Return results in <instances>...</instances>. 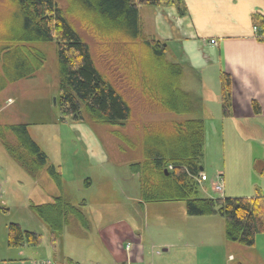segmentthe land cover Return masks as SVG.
Instances as JSON below:
<instances>
[{
	"label": "rangeland",
	"instance_id": "rangeland-1",
	"mask_svg": "<svg viewBox=\"0 0 264 264\" xmlns=\"http://www.w3.org/2000/svg\"><path fill=\"white\" fill-rule=\"evenodd\" d=\"M146 11L147 14L151 13L150 9ZM13 12V8L6 5L5 0H0V40L5 32L6 22L10 20ZM140 24L145 35H153L148 32L153 26L151 15L141 18ZM86 40L90 44L93 43L89 37H86ZM149 46L151 45L143 40L132 42L126 46L122 53L123 57L119 60L94 56L99 69L106 73L108 80L131 105V118L122 125L87 126L84 123L70 122L68 119L63 122L58 120L61 113L58 106L53 104V97L57 95L53 41L42 43L47 52V60L33 77L18 80L0 90V124L28 125L31 138L47 154L48 160L54 166L60 167L63 193L73 203L81 204L84 212L88 214L91 224L85 237L71 234L70 232L79 231L77 226H73L64 228L63 235L58 240L57 250L76 264H115L98 230L102 225V215L104 218L111 217L106 220L108 221L106 224L112 222L113 218L117 219L118 212L113 210L112 206L119 203L118 201L136 204L137 223L148 227L144 230L148 236V240L144 242L145 257L156 256L158 257L156 261L160 260L159 263L199 264L205 261V256L197 259L199 251L184 247L183 243L190 242L189 239L195 240L196 233L199 231V234H202L206 227L211 231L210 243L212 241L222 243L224 236L221 221L215 219L219 223L207 221L205 225H189L183 218L184 201H165L161 202L160 209H153L151 207L153 205L147 209L141 208L133 200L135 194L131 187L136 186L138 181L135 174L129 171L128 164L143 158L142 136L151 128L168 126L176 119L203 117L204 141L200 167L208 177L203 185L208 188L209 181L216 182L219 174L225 176L222 192L216 191L212 194L209 191L205 192L203 186L199 184L200 196L221 197L223 191H226L225 187L227 191L232 188L230 191L233 193H246L251 190L250 186L254 189L253 183L264 185V173L253 174L247 170L244 157L233 161L227 156L230 125L227 121L228 115H223L222 71L219 72L220 91L217 92L219 86L216 78L211 84L209 75L205 74L207 76L205 80L206 76L203 74L201 76L200 70L192 71L185 64L182 65L179 86L191 94L196 110L190 114L163 112L159 105L148 100L147 87L152 86L151 79L155 78L157 72L153 61L154 54ZM163 46L164 58L174 62L176 59L174 46L166 43ZM212 67L214 70H221L219 63ZM203 79L213 88L212 90L207 88ZM142 90L144 95L141 96ZM214 90L217 99L212 96ZM202 107L203 109H199ZM234 147L233 152L238 153L239 150V154L244 153L243 149L248 150L239 144H235ZM254 148L258 150L257 147ZM56 192L57 188L45 171L40 179L35 180L9 156L0 143V258H4L0 260V264H40L46 258L53 257L49 252L48 228L29 205L44 203L51 198L48 193ZM9 223H18L24 230L41 234L42 243L38 246L31 245L32 247L25 245L22 247L23 254L18 256V248L8 246L6 243ZM257 238V245L254 248L238 243L229 246L236 257L229 264L256 263L255 250L261 249L264 253V235H258ZM164 242L171 243L170 247L164 245ZM164 247L168 248L167 251H163ZM155 254H162V257ZM220 256V263L227 264L221 254Z\"/></svg>",
	"mask_w": 264,
	"mask_h": 264
},
{
	"label": "trees",
	"instance_id": "trees-1",
	"mask_svg": "<svg viewBox=\"0 0 264 264\" xmlns=\"http://www.w3.org/2000/svg\"><path fill=\"white\" fill-rule=\"evenodd\" d=\"M158 3L159 0H5L14 12L0 40V90L33 77L47 60L42 43L53 41L57 70L55 106L61 113L58 120L68 119L87 126L122 125L131 118V105L99 69L94 56L119 60L126 46L143 40L151 45L157 68V77L147 87L148 100L159 105L163 112H194L193 97L179 86L182 64L165 59L163 42L142 31L138 6ZM163 3L175 6L179 15H184L181 0ZM252 23L259 30L258 38L264 40V15L253 14ZM222 74V108L226 116L231 79L228 74ZM143 93L144 90L141 96ZM253 105L258 108L255 102ZM166 126L145 131L143 158L128 164L129 171L137 175L140 200L144 203L184 201L188 215L217 213L223 218L228 240L254 246L256 235L264 233V196H200L197 177L201 172L204 121L201 117H187ZM0 143L32 178L40 179L45 171L57 188L58 192L48 193L51 197L48 201L29 205L48 227L52 242L67 227L77 226L80 235L89 230L88 214L81 204L73 203L63 193L59 167L48 160L47 154L31 138L26 123L0 124ZM40 242L41 234L24 230L18 223L8 224V246L39 245Z\"/></svg>",
	"mask_w": 264,
	"mask_h": 264
},
{
	"label": "crops",
	"instance_id": "crops-1",
	"mask_svg": "<svg viewBox=\"0 0 264 264\" xmlns=\"http://www.w3.org/2000/svg\"><path fill=\"white\" fill-rule=\"evenodd\" d=\"M159 1L160 3L155 5H139L140 19L152 16L153 26L151 30H148L149 34L155 35L166 44L173 45L174 56L176 58L174 62H179L182 65L185 64L192 71L200 70L201 76L202 74L209 75L211 78L209 79L210 82L212 80L211 84H213V79L216 78L219 86L220 71H224L230 76V113L228 112L227 116L230 130L227 137L229 139L227 156L233 161H236L239 157H244L247 170L253 174H263L264 40L258 38L259 30L252 23V15L256 13L264 15V0H181L184 15H179L175 6L164 4L163 1L165 0ZM146 9H150L151 13L147 14ZM254 26L256 30H254ZM218 63L221 70H214L212 66ZM204 78L206 80L207 76ZM205 84L208 86L207 88L213 89L208 85L207 81ZM216 91H220V86ZM216 91L212 92L214 98H216ZM202 102L206 107L204 101ZM253 102L257 104L258 108L254 107ZM199 109H203V107ZM201 118L203 119V117ZM234 143L248 150L243 149V154H239V150L238 153L233 152L235 148ZM254 147H257L258 150H255ZM135 176L137 177L136 174ZM224 176V174H219L216 182H213V180L209 181L208 188L203 185L208 180L207 176L202 183L199 181V184H201V187L203 186L205 192L209 191L212 194L216 191L219 192L215 186L218 182H221L222 189L220 192H222ZM252 185L254 189L250 186L251 190L246 193H233V191H230L232 188L227 191L225 187L226 191H223L221 197L264 196V185L256 183ZM131 188L135 194L133 200L141 208L146 207L149 209L150 205H153L151 206L153 209H160L161 202L144 203L140 200L139 184ZM118 202L112 206L113 210L118 212L116 213L117 219L113 218L112 222L106 224L108 222L106 220L111 217L104 218L102 215V225H100L98 230L100 238H102L109 249L114 263L163 264L159 263L160 260L156 261L158 258L156 256L152 257L148 255L145 257L146 244L144 245V242L148 240V236L145 235L144 230H147L148 227H143L137 223L136 204ZM183 218L189 225L195 224L196 226L204 224L207 221L219 223V220L224 230L223 218L217 213L210 215H188L185 210ZM223 230L222 236L224 238L222 243H214L213 241L210 243L209 232L211 231L210 228L206 227L203 229L202 234H199V231L196 233L195 240L191 241L189 239L190 242L183 243V246L189 247L193 251H199V257L196 256L198 260H200L201 256H205V261L199 264H222L220 263V254L224 262L226 261L225 263L229 264L236 258L235 254L229 249V246L232 247L231 245H235L237 242L228 240ZM70 233L78 237H85V233L80 235L78 231ZM62 235L63 231L52 242L48 230L49 252L53 257L46 258L45 260L60 264H76L71 259L66 258L59 249L57 250L58 240ZM258 235H264V233L256 235L254 246L257 245ZM42 239L43 237L41 236L40 244L42 243ZM163 244L169 247L171 245L168 242H164ZM194 244L195 246H193ZM25 245L30 247L32 244ZM254 246L252 247L254 248ZM22 247H16L18 248V256H21L24 252ZM167 249V247H164L163 251H167ZM255 251L257 259L254 264H264V253H262L261 249ZM155 255H158L160 258L162 257V254ZM0 260H4V258H0ZM238 263L243 264L242 262Z\"/></svg>",
	"mask_w": 264,
	"mask_h": 264
},
{
	"label": "built area",
	"instance_id": "built-area-1",
	"mask_svg": "<svg viewBox=\"0 0 264 264\" xmlns=\"http://www.w3.org/2000/svg\"><path fill=\"white\" fill-rule=\"evenodd\" d=\"M253 28H254V30H256V27L255 26ZM199 179L200 180H205L206 179V175L205 174H200ZM215 188H216V190L221 191V189H222V183L221 182H218L216 184ZM40 264H60V263H55V262H52V261H49V260H45V261L41 262Z\"/></svg>",
	"mask_w": 264,
	"mask_h": 264
},
{
	"label": "water",
	"instance_id": "water-1",
	"mask_svg": "<svg viewBox=\"0 0 264 264\" xmlns=\"http://www.w3.org/2000/svg\"><path fill=\"white\" fill-rule=\"evenodd\" d=\"M53 104H56V97H53ZM200 169H202V167H200Z\"/></svg>",
	"mask_w": 264,
	"mask_h": 264
}]
</instances>
